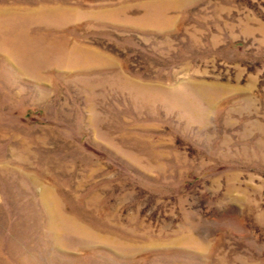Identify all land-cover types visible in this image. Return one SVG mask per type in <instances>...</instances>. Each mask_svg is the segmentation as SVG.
<instances>
[{"label": "rangeland", "instance_id": "rangeland-1", "mask_svg": "<svg viewBox=\"0 0 264 264\" xmlns=\"http://www.w3.org/2000/svg\"><path fill=\"white\" fill-rule=\"evenodd\" d=\"M0 264H264V0H0Z\"/></svg>", "mask_w": 264, "mask_h": 264}]
</instances>
